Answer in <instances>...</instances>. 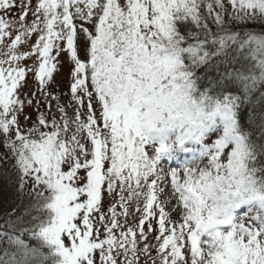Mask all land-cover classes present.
Instances as JSON below:
<instances>
[{
  "label": "snow or ice",
  "instance_id": "1",
  "mask_svg": "<svg viewBox=\"0 0 264 264\" xmlns=\"http://www.w3.org/2000/svg\"><path fill=\"white\" fill-rule=\"evenodd\" d=\"M0 146V264H264V0H0Z\"/></svg>",
  "mask_w": 264,
  "mask_h": 264
},
{
  "label": "trees",
  "instance_id": "2",
  "mask_svg": "<svg viewBox=\"0 0 264 264\" xmlns=\"http://www.w3.org/2000/svg\"><path fill=\"white\" fill-rule=\"evenodd\" d=\"M4 151L5 153L0 149V155H6L5 148ZM13 163L11 159H0V226H3L5 219H7L4 216L5 212H9L15 208L17 209L16 215L19 216L34 203V200L28 195L27 189L23 195L16 190V175L12 167ZM32 214L35 215L36 213L33 212ZM12 219L15 221V217ZM28 221L29 217L24 216L23 223L26 224ZM20 226L21 224H17V227ZM29 243L34 245L36 241L32 240Z\"/></svg>",
  "mask_w": 264,
  "mask_h": 264
},
{
  "label": "rangeland",
  "instance_id": "3",
  "mask_svg": "<svg viewBox=\"0 0 264 264\" xmlns=\"http://www.w3.org/2000/svg\"><path fill=\"white\" fill-rule=\"evenodd\" d=\"M33 2H35V0H33ZM25 63H28L30 64L31 61H26ZM69 69H70V64L67 60V57L66 56H62L61 57V62H60V65L58 67V71L57 73L55 74V80H56V84L58 85V88H59V91L61 92H67L68 91V85H69V81H70V77H69ZM32 81H31V78H29V87H32ZM28 89H25V91H27ZM68 99L67 96L64 97V100L66 101ZM26 112L27 113H30L32 115V119L35 120L36 119V114L32 111V109H26ZM69 115H71V111H69ZM22 122H23V118H21ZM4 153V147L1 146L0 148ZM6 150V149H5ZM109 202H110V198L105 195V198H104V210L106 211L107 210V207L109 205ZM119 211V209H118ZM175 215V214H173ZM130 223H134L135 221H133L132 219H130L129 221ZM153 226L155 227V222H153ZM149 239L151 240L152 239V236L150 235L149 236Z\"/></svg>",
  "mask_w": 264,
  "mask_h": 264
}]
</instances>
